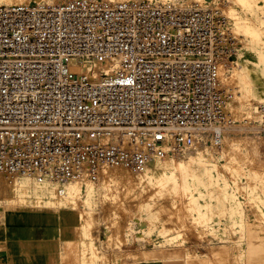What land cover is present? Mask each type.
Wrapping results in <instances>:
<instances>
[{
	"label": "built area",
	"instance_id": "1",
	"mask_svg": "<svg viewBox=\"0 0 264 264\" xmlns=\"http://www.w3.org/2000/svg\"><path fill=\"white\" fill-rule=\"evenodd\" d=\"M239 44L211 2L1 5L0 177L96 182L219 144L237 122L222 76Z\"/></svg>",
	"mask_w": 264,
	"mask_h": 264
},
{
	"label": "rangeland",
	"instance_id": "2",
	"mask_svg": "<svg viewBox=\"0 0 264 264\" xmlns=\"http://www.w3.org/2000/svg\"><path fill=\"white\" fill-rule=\"evenodd\" d=\"M35 1L47 2H26ZM49 1L47 3L56 4L63 0ZM186 1L202 5L216 3L231 18L239 34L240 47L235 62L222 76L231 92L229 110L237 122L235 127L226 130L222 143L214 145L207 140L184 156L165 158L172 164L183 161L187 168L178 171L174 181L166 178L164 183L156 184L153 180L149 184L145 179L140 188L139 184L134 186L137 179V183L131 180L142 172L111 167L96 182L45 183L44 196L20 204L8 197L18 179L26 175L12 181L1 176L3 210L75 209L81 214L84 240H92L91 231L98 228L103 231L109 247L115 249L130 244L145 256L181 253L191 239L211 243L230 240L235 242L232 250L257 256L258 261L262 260L257 264H264V129L258 127L264 125V111L263 114L253 112L257 104L264 106V0ZM8 3L25 2L0 1V5ZM113 170L124 171L130 176V182L117 183L109 175ZM198 177L203 181H198ZM114 184L125 189L113 192ZM62 187L65 194L57 192ZM91 187L93 199L87 202ZM84 246L86 256L93 263L108 264L105 258L95 256L92 241Z\"/></svg>",
	"mask_w": 264,
	"mask_h": 264
},
{
	"label": "crops",
	"instance_id": "3",
	"mask_svg": "<svg viewBox=\"0 0 264 264\" xmlns=\"http://www.w3.org/2000/svg\"><path fill=\"white\" fill-rule=\"evenodd\" d=\"M82 218L75 209L55 207L3 210L0 218V264H97L85 254L93 242L96 257L108 264H257V256L241 255L234 241L191 239L181 253L145 256L130 244L111 248L103 231L82 238ZM183 248V247H182Z\"/></svg>",
	"mask_w": 264,
	"mask_h": 264
},
{
	"label": "bare ground",
	"instance_id": "4",
	"mask_svg": "<svg viewBox=\"0 0 264 264\" xmlns=\"http://www.w3.org/2000/svg\"><path fill=\"white\" fill-rule=\"evenodd\" d=\"M0 1H2V0H0ZM6 1L28 3V2H26L28 0H6ZM151 1H154V0H151ZM35 2H37V1H35ZM47 2H51V1L47 0ZM248 71L249 70L247 69L246 72H248ZM233 77H235V75ZM221 143H222V141L220 142V144ZM211 144L216 145L215 142H211ZM180 162L175 164V161H174V164H175L174 165L170 161L166 160L165 158L156 159V160L153 161L150 169H148V167H147L144 171H142V174L138 175V178L134 177V179H132L131 182L133 180H135V182H136V179H137L138 183L136 182L137 184H134L135 183L134 182L133 184H134V186L139 184L138 187L140 188L141 186H143V184L145 182V179L147 180V182L149 184L152 183L153 180H154V183H156V184H161L166 178H169V179L173 180L175 178V176H176V173L178 171H184L187 168L186 163H184L183 161H180ZM113 171H115L116 174H114ZM113 171H111V172L109 171V175H110V177L115 178L117 183L120 182V181H122V182H130V176L128 174H126L124 171L119 172V173H118L119 170L118 171L117 170H113ZM105 172L107 173V171H105ZM193 174L197 175V172H193ZM32 177L33 176L30 177L29 175H26L25 177H22L21 179H18V183L14 184V186L12 187V190L9 193L10 195H9L8 198L9 199L11 198L12 200H15L17 203H20V204L21 203L27 204V203H29L31 201L32 198H37V197L44 196V194L46 193V190H47V187H46L45 183H49V184H53V185H59V184H54V183H51V182H48V181H38L35 177H33V178ZM194 179H196V178L194 177ZM200 179H201V177H198V181ZM201 181H203V179L200 180V182ZM70 182H76V181H70ZM106 182H109V180L106 181ZM42 183H44V184H42ZM66 183H69V182H66ZM60 184H65V183H60ZM115 185L116 184H114V187H115L116 190H113V192H117V191L123 192L124 186L122 188L120 185H117V186H115ZM104 188L106 189V187H104ZM112 189H114V188H112ZM57 192L59 194H65V188L64 187L59 188L57 190ZM93 195H94V189H93V187H91L89 189L88 193H87V202H89V201H91L93 199ZM108 195H109V193H108Z\"/></svg>",
	"mask_w": 264,
	"mask_h": 264
}]
</instances>
